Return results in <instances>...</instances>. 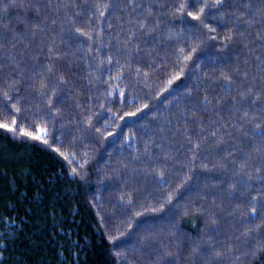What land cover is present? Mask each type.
Wrapping results in <instances>:
<instances>
[{"label":"trees","instance_id":"16d2710c","mask_svg":"<svg viewBox=\"0 0 264 264\" xmlns=\"http://www.w3.org/2000/svg\"><path fill=\"white\" fill-rule=\"evenodd\" d=\"M20 2L0 0V32L5 27H22L20 20L25 12L18 7ZM97 2L109 4L111 0H52L54 5L66 3L68 7L41 12L47 17L43 26L48 35L39 48L34 44L31 48L36 67L53 62L45 57V43L67 53L55 60L56 67L69 69L65 75L71 86L59 115L38 110L42 100L36 89L27 82H18L19 77L7 76L12 66L3 60V54L5 49L13 51L12 41H0V62L5 65L0 68V122L11 123L15 118L26 131L37 132L34 125L48 129L44 134L47 143H43L21 136L19 127L15 133L0 128V239L5 240L0 244L4 249L0 264H124L122 257L114 255L116 251L126 253L129 264H156L157 252L140 255L133 251L139 247L137 237L144 236L149 225L167 244L170 229L164 225L174 223L180 212H187L180 222L184 232L191 235L197 233L204 219L187 202L195 200L208 178L207 170L200 165L208 164L210 168L218 155L210 135L201 142L200 149L191 148L185 141V136L196 133L195 125L185 119L182 111L186 107L184 89L193 87L197 80L203 87L200 72L211 75L228 71L229 64L242 63L250 55L239 44L225 47L228 29L211 19L205 23L215 32L204 29L186 14L175 19L169 15L182 4L186 12L196 11L204 0H195V4L193 0H135L141 5L135 10L129 0H120L123 7L109 9L103 18V8H84ZM144 5H151V9ZM149 11L165 21L156 28L155 41L139 28ZM27 15L30 17L32 12ZM53 19L56 24L51 23ZM73 23L85 31L93 27L101 31H96L87 43L69 40L60 29H70ZM107 24L112 25L111 29ZM148 24L151 26L152 17H148ZM189 54L191 59L183 60ZM109 55L112 62L107 60ZM181 66L184 76L169 85L167 81ZM41 75L48 74L42 71ZM38 80L33 78V82ZM4 93L11 99L6 100ZM141 104L148 107L136 112ZM130 112L136 115H126ZM199 115L207 120L206 113ZM158 121L164 125L163 133ZM185 126L192 132L185 133ZM205 127L210 133L216 125ZM149 141L161 144L162 151L172 158L145 159V144L154 156H159ZM191 151L196 152L195 160ZM190 162L196 165L193 175L198 179L185 197L173 201L176 217L167 211L171 207L167 204L165 211L137 216L145 208L157 207V201L181 183ZM156 167L165 172L163 178L157 175ZM236 230H242V225L236 223ZM110 236L116 239L110 240ZM243 251L236 248L225 253L221 264H250ZM159 264L164 260L160 259ZM179 264H192L187 250L181 253Z\"/></svg>","mask_w":264,"mask_h":264},{"label":"snow or ice","instance_id":"6c2138e0","mask_svg":"<svg viewBox=\"0 0 264 264\" xmlns=\"http://www.w3.org/2000/svg\"><path fill=\"white\" fill-rule=\"evenodd\" d=\"M129 3L133 5V10L141 7L135 3V0H129ZM193 3L195 4V0ZM18 7L25 12V18L20 20L22 27L19 29L5 27V30L0 32V41H12L13 51L5 49L3 54V60L12 66L7 76L19 77L18 82H27L36 89L37 96L42 100L38 110L59 115L60 106L66 103V96L71 86L65 75L69 69L64 68L63 65L56 67L55 60L62 59L67 53L62 54L61 51L54 50L52 45L45 43V57L53 62L37 68L36 56L33 55L31 48L33 44L39 48L48 35L47 28L43 26V21L47 17L41 16V12L54 7L67 8L68 5L66 3L54 5L52 0H44V2L21 0ZM72 7L76 8V5ZM121 7L123 5L120 0H111L109 4L97 2L84 5L85 9L103 8L104 11L100 12L101 18L109 9L116 11ZM144 7L151 9V5H144ZM185 10L186 5L182 4L169 15L175 19L177 15L183 17L186 14L193 21H199L204 29L215 32L214 28L205 23L207 19L213 20L221 27L228 29V34L224 37L225 47L229 43L234 47L239 44L249 53L250 59L235 65L229 64L228 71L220 70L211 75L200 72V77L204 78L203 87L201 81L197 80L193 87L184 89L186 107L182 111L185 119H190L195 125L196 133L195 136H185V141L191 148L200 149L201 142L207 140L210 135L214 138L213 146L218 155V159L210 168L208 164L200 165L202 169L207 170L208 178L202 183L195 200L187 202V206L193 207L204 218L197 233L191 235L184 232L180 218L187 215V212L182 211L179 213L180 218L174 223L164 225L170 229L168 235L171 239L167 244L163 242L159 231L149 225V230L145 231L144 236L137 237L139 247L133 251L140 255L149 251L157 252L156 264H159L160 259L164 260V264H179L184 250H187L192 264H221L225 253L232 252L236 248H243L242 255L250 264L252 261L264 264V0H210V2L204 0L196 11L186 12ZM28 12H32L30 17L27 15ZM77 12H79L78 8ZM92 15L95 16V13L93 12ZM148 17H152L151 26L148 24ZM4 18L7 19V16ZM51 23L56 24V19H53ZM164 23L163 19H157L149 11L139 22V28L144 30L148 39L155 41L156 28ZM107 27L111 29L112 25L107 24ZM96 31L101 29L93 27L85 31V28L76 27L73 23L70 29L61 28L60 34L67 33L69 40L87 43L94 39L93 34ZM168 38L172 39L171 36ZM215 38L219 39L218 36ZM257 48L260 51H256ZM190 59L191 54L183 57L185 61ZM107 60L112 62L113 57L109 55ZM28 61L32 63L29 64ZM4 66V63L0 62V68ZM194 66L199 67V65ZM42 71L48 75H41ZM184 74V67L181 66L167 83L171 85L174 80H178ZM137 75L140 73L137 72ZM34 77H39V80L33 82ZM15 91L19 93V89ZM4 96L6 100L11 99L7 93H4ZM123 97L124 93H121L120 98L123 99ZM147 107L148 105L141 104V108L136 109V112ZM16 111L20 112V109ZM136 112L126 113V115L134 116ZM201 112L207 114V120L199 115ZM164 121L169 122L167 117ZM157 123L160 132L163 133L164 125L159 121ZM206 124L209 126L215 124L216 127L207 133ZM34 126L38 129L35 133L19 127L15 118L11 123L0 122V128L7 132L15 133L19 127L21 136L47 143L44 138V134L48 131L47 127ZM183 130L185 133L192 132V128L188 126H185ZM149 143L153 145L159 156H154L148 144H145V159L170 160L172 158L168 152L162 151L161 144H156L154 141ZM204 150L207 151V148ZM56 151L59 152L60 149L56 148ZM60 154L65 155L63 152ZM190 154L195 160L196 152L191 151ZM139 162L144 163V161ZM127 167L125 165V168ZM195 167V163L190 162L181 183L164 194L162 199L157 201V207L145 208L143 213L138 212L136 215L165 211L167 204L171 206L167 211L172 217H176L177 205L173 201L185 197L195 184L198 179L193 175ZM72 171L77 172L75 168ZM156 173L160 178L165 176V172L160 170V167H156ZM164 183L167 181L165 180ZM236 223L242 225V230H236ZM109 239L115 240L116 237L110 236ZM4 243L5 240L0 239V244ZM114 255L122 257L124 264H129L126 253L116 251ZM3 256L4 249H0V258Z\"/></svg>","mask_w":264,"mask_h":264}]
</instances>
